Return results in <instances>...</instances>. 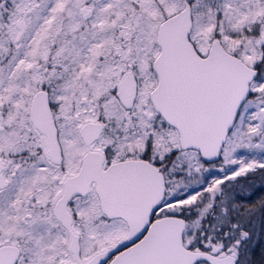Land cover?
<instances>
[{
  "label": "snow or ice",
  "instance_id": "obj_1",
  "mask_svg": "<svg viewBox=\"0 0 264 264\" xmlns=\"http://www.w3.org/2000/svg\"><path fill=\"white\" fill-rule=\"evenodd\" d=\"M0 264H264V0H0Z\"/></svg>",
  "mask_w": 264,
  "mask_h": 264
}]
</instances>
